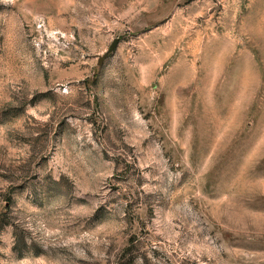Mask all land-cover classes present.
<instances>
[{"label": "rangeland", "instance_id": "rangeland-1", "mask_svg": "<svg viewBox=\"0 0 264 264\" xmlns=\"http://www.w3.org/2000/svg\"><path fill=\"white\" fill-rule=\"evenodd\" d=\"M0 264H264V0H0Z\"/></svg>", "mask_w": 264, "mask_h": 264}, {"label": "water", "instance_id": "water-1", "mask_svg": "<svg viewBox=\"0 0 264 264\" xmlns=\"http://www.w3.org/2000/svg\"><path fill=\"white\" fill-rule=\"evenodd\" d=\"M116 43H117V39H114V41L111 43L107 51L98 57V61H97L98 64H101L102 60L115 47Z\"/></svg>", "mask_w": 264, "mask_h": 264}]
</instances>
